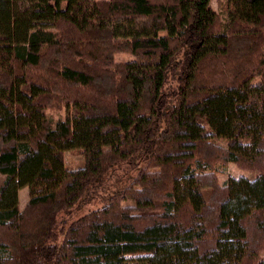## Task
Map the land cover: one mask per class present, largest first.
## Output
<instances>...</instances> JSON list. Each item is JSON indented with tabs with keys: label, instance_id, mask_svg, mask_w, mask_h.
<instances>
[{
	"label": "trees",
	"instance_id": "trees-1",
	"mask_svg": "<svg viewBox=\"0 0 264 264\" xmlns=\"http://www.w3.org/2000/svg\"><path fill=\"white\" fill-rule=\"evenodd\" d=\"M210 1L0 0V264H264V0Z\"/></svg>",
	"mask_w": 264,
	"mask_h": 264
},
{
	"label": "rangeland",
	"instance_id": "rangeland-1",
	"mask_svg": "<svg viewBox=\"0 0 264 264\" xmlns=\"http://www.w3.org/2000/svg\"><path fill=\"white\" fill-rule=\"evenodd\" d=\"M210 6L213 9L219 11L220 9L217 6L216 0L210 1ZM223 18L225 15L223 14ZM123 56V57H121ZM127 57L125 54H121L118 58ZM49 114L54 118H62L64 116L63 110H49ZM64 166L67 169L81 167L84 164V158L78 152L75 151H66L63 154ZM142 163H137L135 166H129L128 164H114L108 172L103 175V178L99 184L91 193L88 200L81 202L75 205L71 210L67 212H62L59 214L60 221L64 223H69L71 220L75 219L84 212H88L91 209L100 207L104 204L109 196L117 190H121L129 185L132 179L138 173L139 168L142 166ZM239 176L245 175L248 177H253L254 172L247 170L238 166L237 164L230 163L224 169V172L219 175L221 180L225 179L227 176ZM0 175V182L2 180ZM28 197V187H23L19 190V205L23 208ZM129 203V202H127ZM61 236L58 237L60 240ZM264 254V253H262Z\"/></svg>",
	"mask_w": 264,
	"mask_h": 264
}]
</instances>
